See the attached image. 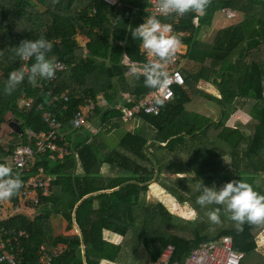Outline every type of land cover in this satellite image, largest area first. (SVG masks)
<instances>
[{"label":"trees","instance_id":"1","mask_svg":"<svg viewBox=\"0 0 264 264\" xmlns=\"http://www.w3.org/2000/svg\"><path fill=\"white\" fill-rule=\"evenodd\" d=\"M146 8V0H0V129L9 124L21 129L19 134L9 126L10 132L0 136V163L11 166L17 146L33 147L26 130H48L41 109L61 123L69 152L61 159L50 153L33 157L29 175L42 169L53 177L49 195L38 205L22 204L18 193L0 211V242L10 238L5 250L16 264H38L41 246L52 256L50 264H139L134 254L141 248L154 264L167 246L173 247L167 264H183L193 249L222 237H230L233 249L244 254L241 264H264L256 240L264 223H245L238 231L223 206L196 203L201 182L219 190L242 179L264 195V0H211L203 15L161 17L186 46L178 64L188 60L198 67L182 71L184 85L173 88L172 99L159 104L156 115L135 116L141 125L129 131L120 126L133 120L122 121L123 108L153 90L145 87L142 72L131 71L146 63L141 42L129 31L147 19ZM224 9L239 20L216 31L208 44L199 36ZM78 31L88 40L84 48L75 40ZM40 37L52 43L48 57L65 70L35 86L25 79L5 95L9 73L32 63L21 61L12 48ZM200 80L215 87L219 97L199 91ZM23 96L33 99L28 111L18 106ZM127 96L132 102L125 101ZM195 97L215 103L216 120L186 110ZM85 99L94 103L88 126L73 129ZM238 111L250 117L244 123L248 133L226 126ZM117 125L118 143L103 155L96 138L102 137V126ZM103 166L115 176H104ZM152 183L178 204H188L195 218L187 221L161 203L147 202ZM216 207L221 208L219 225L207 215Z\"/></svg>","mask_w":264,"mask_h":264},{"label":"clouds","instance_id":"2","mask_svg":"<svg viewBox=\"0 0 264 264\" xmlns=\"http://www.w3.org/2000/svg\"><path fill=\"white\" fill-rule=\"evenodd\" d=\"M210 4L211 0H156L155 7L159 15L168 17L184 16L189 12L203 15ZM224 10L236 14L230 9ZM224 10L221 12L223 13ZM129 31L134 40L141 42L139 47L144 50L146 56L152 58L144 63L142 68L133 67L131 71L143 73L144 85L147 88L158 90L166 86L171 79L167 66L176 59L181 47L180 39L173 34L172 25L161 23L156 16H151L134 29L129 27ZM12 50L21 61H32V63H23L9 73L4 88L5 95H11L25 79L35 86L38 80L54 78L57 65L48 57V53L52 50L50 41L43 37L36 40L25 39ZM22 186L23 181L19 174H14L8 164L0 163V202L11 200L20 192ZM200 189L201 194L197 197L196 203L202 207L223 206V212L235 223L238 231L243 230L245 223H264V195L259 194L242 179L228 182L219 190L215 186L204 187L201 182ZM207 215L212 224L221 223L220 207L209 211Z\"/></svg>","mask_w":264,"mask_h":264},{"label":"built area","instance_id":"3","mask_svg":"<svg viewBox=\"0 0 264 264\" xmlns=\"http://www.w3.org/2000/svg\"><path fill=\"white\" fill-rule=\"evenodd\" d=\"M110 4H114L116 0H105ZM147 8L146 12L148 17L156 16L160 20L162 15H159L156 11V0H146ZM223 14L227 18H233L234 13L224 10ZM147 17V18H148ZM161 22V21H160ZM179 36H183V33H179ZM181 53L177 52L176 59L167 66L171 79L169 83L160 88L153 89L143 98L135 101L130 107H125L122 110L121 119L123 122L132 120L139 114L156 115L159 112V104L163 102H169L173 97V88L184 85V77L181 73V66L178 64ZM150 57L145 54L146 63L150 61ZM57 71L54 78L50 81H54L57 78V74L63 72L66 66L61 62H56ZM40 92L44 91V88L39 85ZM62 100L67 101L69 98L67 95L61 96ZM57 97L52 98L53 101H57ZM129 102H132L130 100ZM33 105V99L28 97H22L18 102V106L28 111ZM94 109V103L90 99H85L83 106L74 114L73 117V129L84 126L87 122V118L91 115ZM41 117L47 124L48 130L46 132H38L34 134L31 131L26 130L25 135L28 138L34 140L33 147L30 146H17L14 149V154L11 158L10 165L14 174H19L23 181V186L19 192L20 201L22 204H29L36 206L40 202V198L49 195L51 189V181L53 177H47L43 174V170L39 169L38 176H31L30 166L34 162V156L36 154H54L58 159L68 155L66 148V142L64 135L61 133V123L52 116L48 111L41 109ZM92 133L95 134L96 130L92 129ZM11 206L10 200L6 202H0V211ZM6 234V233H5ZM23 232H19L22 235ZM5 244H10V238L4 242H0V264H16L14 255L5 250ZM173 247L167 246L161 253L160 257L154 264H167ZM62 250H55L53 254H60ZM38 264H50L52 256L46 251L45 246H41L38 252ZM244 254L242 252L235 251L233 249V242L230 237H222L218 241L211 243L201 244L199 247L193 249L189 255L185 258L183 264H241Z\"/></svg>","mask_w":264,"mask_h":264},{"label":"rangeland","instance_id":"4","mask_svg":"<svg viewBox=\"0 0 264 264\" xmlns=\"http://www.w3.org/2000/svg\"><path fill=\"white\" fill-rule=\"evenodd\" d=\"M193 13L194 12H189L188 14H193ZM238 20H239V18H237L236 20H235V18H234V20H231V19L227 18V16H224L222 12L217 13L216 16L214 17V21L212 22L211 27L208 28L207 30H203L201 35L199 36V38L204 39V40L207 39V43L210 44L213 41V38H214V35H215L217 29H219V28L222 29L224 27H227L231 23L236 22ZM184 61H185L184 66H185V68H187L186 70H192V69L198 67V65L193 66L192 63H194V62H192V61H188V60H184ZM181 69H182V67H181ZM197 87L203 93H208L211 96L212 95L218 96V93L215 90H213L211 86L205 87L204 85L203 86L197 85ZM195 99L197 102L195 101ZM187 109L189 111L202 112L204 115H206L208 117H212L213 120H216V118H217L216 112H215L216 111L215 103L212 101L211 102L207 101L202 97H195L194 103L190 106H187ZM244 113L245 112H243V114ZM243 114H241L239 112H235L231 117L228 118V121L226 122V126L231 127V128H237V127L239 128L240 127L243 131L247 132V129L245 128L243 122L246 123L250 119V117L247 115V117H245L243 120V118H242ZM8 119H9V122L13 123L12 120H10V116H8ZM125 124H127V125H125ZM140 125H141V123L139 122V120L135 118L131 122L124 123V125H120V126H126V128L125 127H123V128H125L129 131H133L134 127H138ZM86 126H88V123ZM118 127H119V125H117L116 128H113L110 130L109 127L102 126L103 135H102V137L96 138L95 143L97 144V146H99V149L103 153V155L109 151L108 146H110V144L118 143L117 142V139H118L117 129H118ZM92 129L93 128H91V132H92ZM115 129H116V131H114ZM7 132H10L9 126H7V125L2 126V129H0V136L5 135ZM119 132L121 133V130H119ZM124 132L125 131H123L121 135H123ZM225 162H226V160H225ZM101 173L107 177H114L115 176L114 173L110 172L109 168L104 167V166L101 168ZM145 199L147 202H150V203H161L170 213L176 214L177 216L180 215V216L184 217L187 221L193 220L196 216L195 212L188 206V204L187 205L178 204L177 200L174 197H172L169 194H166V192L164 190H162V188L159 185H157L156 183L150 184L148 191L146 193ZM124 206H125V204L119 205V207H124ZM20 211L22 212L23 209L22 208L19 209V212ZM57 230L60 232L64 231V229L61 230V228H58ZM256 240H257L258 251L264 256V229L261 230L257 234ZM117 241H120L119 238L117 239ZM135 258H136V260L139 261V264H150L148 254L142 248L138 249L136 251V253L134 254V259Z\"/></svg>","mask_w":264,"mask_h":264},{"label":"crops","instance_id":"5","mask_svg":"<svg viewBox=\"0 0 264 264\" xmlns=\"http://www.w3.org/2000/svg\"><path fill=\"white\" fill-rule=\"evenodd\" d=\"M220 13V12H219ZM195 14V13H194ZM215 16H216V14H215ZM225 16V15H224ZM235 20L237 19V18H239V16H238V14L236 13L235 14ZM234 18L233 19H231V20H234ZM214 27V26H213ZM225 28V27H224ZM221 28H219V29H217V31L218 30H220ZM223 29V28H222ZM215 31V30H214ZM75 39H76V41H77V43H78V45L80 46V47H82V48H84L85 46H86V43H87V38L83 35V34H81L79 31L77 32V34L75 35ZM182 44V43H181ZM185 49H186V46L184 45L183 46V44L181 45V47H180V49H179V51H178V53H182V52H184L185 51ZM193 64V66H196V65H198V63H192ZM183 65V66H182ZM185 61H182L181 62V64H180V66L182 67V69H181V73H182V71L184 72V70H186L187 68H185ZM187 67V66H186ZM189 68V67H188ZM198 86H200V85H204L205 87H209V86H211L212 87V89L213 90H215L216 92H217V89L215 88V87H213L212 85H210V84H208V83H206L205 81H199L198 82V84H197ZM197 87V86H196ZM197 89H198V87H197ZM199 90V89H198ZM200 91V90H199ZM218 93V92H217ZM206 94H208V93H206ZM209 95V94H208ZM212 96H214V95H212ZM214 97H219V93H218V96H214ZM130 100H132V97L131 96H127V98L125 99V101L127 102V103H130L129 101ZM195 101H196V99H195ZM197 102V101H196ZM194 103V99H192V101H191V103L190 104H188L187 106H190V105H192ZM187 106H186V110H187ZM189 111V110H188ZM190 112H194V111H190ZM239 113H241V114H243V111H238ZM194 113H197V114H199V115H202V116H205V117H208V116H206V115H204L202 112H194ZM245 117H247V114L246 113H244L243 115H242V118H243V120H244V118ZM140 122V121H139ZM243 124H244V122H243ZM65 228V223L63 222L62 223V229H64ZM100 264H109V262H107V261H101L100 262Z\"/></svg>","mask_w":264,"mask_h":264},{"label":"water","instance_id":"6","mask_svg":"<svg viewBox=\"0 0 264 264\" xmlns=\"http://www.w3.org/2000/svg\"><path fill=\"white\" fill-rule=\"evenodd\" d=\"M10 128H12L14 131H16L17 133L21 134V129L18 125H14V124H9Z\"/></svg>","mask_w":264,"mask_h":264}]
</instances>
